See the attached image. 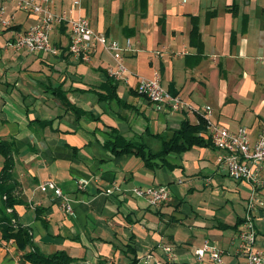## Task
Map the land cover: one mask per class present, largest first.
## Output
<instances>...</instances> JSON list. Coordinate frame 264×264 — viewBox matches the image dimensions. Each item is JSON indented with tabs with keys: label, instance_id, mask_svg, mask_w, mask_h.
Wrapping results in <instances>:
<instances>
[{
	"label": "crops",
	"instance_id": "0c3cea01",
	"mask_svg": "<svg viewBox=\"0 0 264 264\" xmlns=\"http://www.w3.org/2000/svg\"><path fill=\"white\" fill-rule=\"evenodd\" d=\"M49 1L59 13L73 0ZM68 15L87 18L95 32L122 46L129 42L127 81L107 75L113 61L101 49L90 63L72 58L64 25L50 34L56 55L9 47L36 16L0 0V142L13 148L12 175L23 202L14 207L16 223L29 230L33 245L20 251L0 233V264H29L21 257L32 248L44 256L64 252L77 264H142L147 255V264H155L168 259L165 248L175 264H215L208 253L195 255L205 243L220 250L221 264H245L237 234L250 198L264 255V165L257 168L259 185L233 180L218 164L207 129L201 134L207 146L149 166L136 148L115 154L106 147L117 134L156 154V135L200 119L231 130L245 126L255 140L264 127V0H81ZM155 73L193 111H157L138 94V80ZM3 164L0 155V171ZM157 185L169 191L158 207L113 191ZM54 186L71 214L53 196Z\"/></svg>",
	"mask_w": 264,
	"mask_h": 264
},
{
	"label": "built area",
	"instance_id": "2783aa9c",
	"mask_svg": "<svg viewBox=\"0 0 264 264\" xmlns=\"http://www.w3.org/2000/svg\"><path fill=\"white\" fill-rule=\"evenodd\" d=\"M25 13L36 16V22L22 34L17 35L8 44L15 50H24L31 54L56 55L57 48L50 42V34L55 27L64 25L69 34L68 52L75 60L90 63L94 54L101 49L113 61V66L106 69L107 75L114 81H127L128 70L123 59V52L130 48L127 41L122 46L118 41L107 38L105 35L95 32L85 17L71 18L68 13L74 7L79 6L81 0H73L70 10H62L56 13L50 5L49 0H40L36 3L32 0H10ZM136 91L155 106L157 111L164 112H191L190 105L178 96H172L161 84L160 75L155 73L151 79L140 78ZM205 110L210 113V108ZM207 133L212 146L217 150V162L224 167L229 176L235 181H246L258 183L259 174L257 168L264 165V127L255 140H251L245 126L235 129L213 124L206 119ZM81 185L86 182L82 181ZM50 182L44 183L40 190L46 192ZM120 195L129 194L135 198L145 199L149 206L158 207L169 199V191L163 185L140 187L135 186L128 191H122L113 187ZM53 196L64 199L62 205L64 211L72 213L71 206L63 196L60 188L54 186ZM259 204V203H258ZM256 198H250L247 203V214L240 225L237 238L239 241L238 252L245 259V264H264V255L256 247V233L252 222V213L256 208ZM7 211H10L9 209ZM168 259L156 261L155 264H175L173 254L169 248H165ZM209 254L215 264H221V252L214 246L205 243L195 251L200 260L205 254ZM151 255L142 258V264H147Z\"/></svg>",
	"mask_w": 264,
	"mask_h": 264
},
{
	"label": "trees",
	"instance_id": "16d2710c",
	"mask_svg": "<svg viewBox=\"0 0 264 264\" xmlns=\"http://www.w3.org/2000/svg\"><path fill=\"white\" fill-rule=\"evenodd\" d=\"M213 15V14H212ZM190 39L192 42L198 37L196 19H191ZM207 124L200 119L198 125H193L188 121H183L179 129L172 131L170 135H156L160 141V150L152 154L147 150L144 144H135L125 141L121 136L114 135V140L108 141L106 147L112 153L122 154L129 153L132 148H136L139 155L149 166L152 160L162 159L164 156L175 153L181 154L189 151L193 147H205L208 142L205 141L201 134L206 131ZM12 145L8 142H0V155L4 158V164L0 171V233L2 240H13L20 251L27 247H32V238L28 229L21 228L17 225V214L14 207L23 204L19 197V184L14 180L12 172L14 162L12 159ZM11 210L10 213L7 210ZM22 263L29 264H77L64 252L44 256L34 248L26 251L21 257Z\"/></svg>",
	"mask_w": 264,
	"mask_h": 264
},
{
	"label": "water",
	"instance_id": "95a60500",
	"mask_svg": "<svg viewBox=\"0 0 264 264\" xmlns=\"http://www.w3.org/2000/svg\"><path fill=\"white\" fill-rule=\"evenodd\" d=\"M82 264H88V263H82Z\"/></svg>",
	"mask_w": 264,
	"mask_h": 264
},
{
	"label": "rangeland",
	"instance_id": "374dc122",
	"mask_svg": "<svg viewBox=\"0 0 264 264\" xmlns=\"http://www.w3.org/2000/svg\"><path fill=\"white\" fill-rule=\"evenodd\" d=\"M160 80H161V77H160Z\"/></svg>",
	"mask_w": 264,
	"mask_h": 264
}]
</instances>
